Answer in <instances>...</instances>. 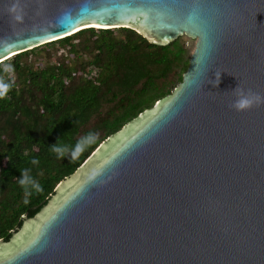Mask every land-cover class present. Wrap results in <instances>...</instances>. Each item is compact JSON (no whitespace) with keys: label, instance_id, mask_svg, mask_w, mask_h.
Wrapping results in <instances>:
<instances>
[{"label":"water","instance_id":"obj_1","mask_svg":"<svg viewBox=\"0 0 264 264\" xmlns=\"http://www.w3.org/2000/svg\"><path fill=\"white\" fill-rule=\"evenodd\" d=\"M9 3L0 62L94 26L196 44L171 93L0 239V264H264V104L229 107L237 86L264 95V0H20L21 22Z\"/></svg>","mask_w":264,"mask_h":264},{"label":"trees","instance_id":"obj_2","mask_svg":"<svg viewBox=\"0 0 264 264\" xmlns=\"http://www.w3.org/2000/svg\"><path fill=\"white\" fill-rule=\"evenodd\" d=\"M178 38L159 45L128 27H88L0 62V81L9 85L0 96V239L106 137L173 91L189 61ZM89 132L75 156L51 151L56 141L71 150ZM25 169L40 191L19 185Z\"/></svg>","mask_w":264,"mask_h":264},{"label":"clouds","instance_id":"obj_3","mask_svg":"<svg viewBox=\"0 0 264 264\" xmlns=\"http://www.w3.org/2000/svg\"><path fill=\"white\" fill-rule=\"evenodd\" d=\"M7 12L14 21L21 22L23 20V9L20 6V0H11V3L8 5ZM205 62L206 60L202 59L201 64L203 65ZM215 76L216 79L213 81V86L219 83L220 74ZM8 88L9 85L7 83L0 81V96L5 95ZM232 96L233 99L230 100L229 107L238 112L250 109L253 106L264 104V95L259 92H255L252 89H245L241 86H237L234 90H232ZM92 135L94 134L91 132L85 134V136L81 137L80 140L77 141L76 145L73 146L71 150L56 141L55 144L50 146L51 151L54 152L60 159L67 156V154L75 156L77 152L83 151V149L87 146L85 141H87V139ZM32 163L36 164L38 161L33 160ZM18 183L22 188H24L26 194L29 190L40 191V184L32 177L30 170L28 169L20 172Z\"/></svg>","mask_w":264,"mask_h":264},{"label":"rangeland","instance_id":"obj_4","mask_svg":"<svg viewBox=\"0 0 264 264\" xmlns=\"http://www.w3.org/2000/svg\"><path fill=\"white\" fill-rule=\"evenodd\" d=\"M178 37H179L178 39L184 45V48H185L184 58L186 60H189V58H190V56H191V54H192V52H193V50L195 48L196 39L192 38V37H190V36H188L186 34L179 35ZM181 72H183V71H181ZM176 80L177 79H173L172 80L174 82L172 84L171 91L178 85V81H176Z\"/></svg>","mask_w":264,"mask_h":264},{"label":"bare ground","instance_id":"obj_5","mask_svg":"<svg viewBox=\"0 0 264 264\" xmlns=\"http://www.w3.org/2000/svg\"><path fill=\"white\" fill-rule=\"evenodd\" d=\"M94 27H96V26H94Z\"/></svg>","mask_w":264,"mask_h":264}]
</instances>
